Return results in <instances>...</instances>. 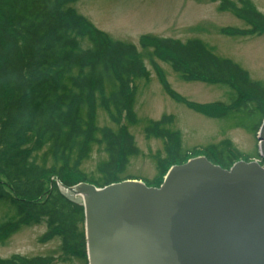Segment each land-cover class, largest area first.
<instances>
[{"label": "trees", "instance_id": "16d2710c", "mask_svg": "<svg viewBox=\"0 0 264 264\" xmlns=\"http://www.w3.org/2000/svg\"><path fill=\"white\" fill-rule=\"evenodd\" d=\"M75 1L0 0V238L22 226L43 223L41 242L58 238L62 254L87 264L83 205L69 200L60 185L86 182L104 187L137 179L158 187L171 166L190 158L204 156L229 169L244 156L227 139L183 149L180 133L167 128L172 118L163 115L144 127L146 136L163 142L155 175L127 176L129 159L138 149L125 123H135V82L148 78L146 60L172 99L254 134L264 117V83L197 38L180 41L143 34L137 46L112 39L76 12ZM218 8L250 26L221 28L222 33L264 32V15L250 1L221 0ZM158 60L183 81L226 88L227 102L198 104L185 99L169 87ZM98 110L113 126L98 124ZM93 146L101 147L105 157L86 173L81 166ZM52 261L50 255L0 258V264Z\"/></svg>", "mask_w": 264, "mask_h": 264}, {"label": "water", "instance_id": "95a60500", "mask_svg": "<svg viewBox=\"0 0 264 264\" xmlns=\"http://www.w3.org/2000/svg\"><path fill=\"white\" fill-rule=\"evenodd\" d=\"M256 137L264 161V117ZM82 204L88 264H264V164L229 169L204 156L171 166L158 187L124 180L60 185Z\"/></svg>", "mask_w": 264, "mask_h": 264}, {"label": "rangeland", "instance_id": "374dc122", "mask_svg": "<svg viewBox=\"0 0 264 264\" xmlns=\"http://www.w3.org/2000/svg\"><path fill=\"white\" fill-rule=\"evenodd\" d=\"M220 1L77 0L72 7L112 39L136 46L143 34L180 41L200 39L217 56L231 59L251 79L264 83V32L247 36L222 33L221 28L248 29L250 26L233 12L219 10ZM248 1L264 14V0ZM156 62L169 87L185 99L198 104L227 102L226 88L201 81H183L168 64L159 60ZM145 63L149 71L148 78L135 82V123L124 122L138 149V153L129 159L125 171L127 176L151 179L155 175V159L163 155V142L159 138L146 136L144 127L150 120H158L163 115L172 118L167 128L180 133L183 149L216 144L227 139L244 155L240 160L251 158L250 162H260L256 134L234 127L230 120L203 115L175 101L164 91L147 60ZM97 122L100 126H113L102 110L97 112ZM104 157L101 147L93 146L90 156L81 166L82 170L93 172ZM1 216L0 210V220ZM45 230L43 223L22 226L14 233L1 237L0 258L14 254L27 257L50 255L53 261L49 264H86L81 258L62 254L58 238L41 242L40 236Z\"/></svg>", "mask_w": 264, "mask_h": 264}]
</instances>
